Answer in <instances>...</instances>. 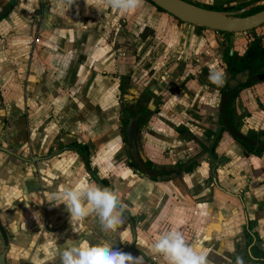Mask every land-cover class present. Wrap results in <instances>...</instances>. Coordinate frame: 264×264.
<instances>
[{
  "label": "crops",
  "instance_id": "0c3cea01",
  "mask_svg": "<svg viewBox=\"0 0 264 264\" xmlns=\"http://www.w3.org/2000/svg\"><path fill=\"white\" fill-rule=\"evenodd\" d=\"M43 5L47 11L34 22ZM147 5L144 1L138 9L121 13L107 0H20L9 17L12 22L0 24V101L6 121L0 143L6 136L7 148L27 160L46 158L27 163L0 152V219L10 238L6 264H62L68 248L115 245L119 239L129 242L126 253L136 245L137 252L166 264L152 246L171 230H179L187 244L203 251L209 264H244V253L258 264L252 247L264 251V153L247 155L238 141L220 132L218 162L204 157L197 170L170 181H154L128 166L117 114V80L109 76L115 74L116 58L108 37L123 23L145 25L148 12L151 19L173 22ZM183 29L193 27L174 22L162 37L182 40ZM31 34L41 38L39 45L32 46ZM188 34L193 42L207 36V49L217 52L216 44L224 49L221 36L212 41L207 32ZM213 67L207 65L209 73ZM180 83L163 82L173 93L142 127L143 154L157 167L174 166L202 150L177 132L179 126L195 123L187 127L204 144L206 131L219 129L215 84L207 79L204 100L202 89L193 98ZM251 90L231 105L232 117L236 122L242 118L240 131L246 135L264 133V116L251 114L258 110ZM75 143L90 147L92 167L135 220V243L125 219L116 232H105L91 209L83 219L71 221L62 201L53 206L65 189L98 186L79 154L64 151ZM249 222L259 237L252 244L244 233ZM3 250L0 234V254ZM143 264H148L144 257Z\"/></svg>",
  "mask_w": 264,
  "mask_h": 264
},
{
  "label": "rangeland",
  "instance_id": "374dc122",
  "mask_svg": "<svg viewBox=\"0 0 264 264\" xmlns=\"http://www.w3.org/2000/svg\"><path fill=\"white\" fill-rule=\"evenodd\" d=\"M188 1L201 6H222L233 9L232 11L238 15V13L241 12L238 10V7H244L245 5L251 4L254 0ZM19 2L20 0H18L15 5L17 6ZM262 5H264V1L255 5H251L242 11H248L253 7ZM147 6L153 9L150 3H148ZM13 13L14 9L11 11L12 16ZM150 15L151 13L148 12L145 25L143 22H141L142 24H137L134 21H130V24L123 23L121 27L117 26L115 32H109L108 43L114 50L116 58V66L114 71L115 74H109V76L112 75L113 78L118 81L120 76L130 75L135 90L139 92L156 90L158 92L157 96L160 98L159 103L163 99L167 100L171 93H173L172 87L169 89V87H166L163 84V82L166 80L173 82L174 85L181 82L180 84L182 89H184V93L190 94L193 98H195L197 95H200L197 91L202 89V91H204L202 98L205 100L207 98V76L205 75V71H207V65L214 64L213 69H218L225 72L222 59L224 50L226 49L222 50V47L217 44V52H215V49H207V36H201L200 42L198 40L193 42L188 32H196L197 35H199L198 32H207V34H210L212 41H215L217 36L219 37L220 35L214 31L183 29L179 31L185 32L183 34L182 40L174 37H169L166 39V36H164V38L162 36L170 27L173 26L174 22L160 18L156 19L155 17L151 19ZM3 22H12V19L8 18ZM146 25H151L155 29H148L149 27ZM252 36L253 34H240L227 38L230 53L243 54L249 39H251ZM254 36L264 37V26L257 29L254 33ZM33 37L34 36L31 34L30 38L33 39ZM208 91H210V88H208ZM217 91L218 92L216 94L218 99L221 100V92L219 90ZM210 93L213 92L210 91ZM251 93L258 100L256 108L258 110L254 112L252 109L251 114L260 113L262 116H264V83L254 86L251 90ZM117 97L120 101L122 97L120 90L117 93ZM239 98L241 97L239 96ZM117 110H119L120 113V104H118V101ZM262 116L258 115L260 118H262ZM187 125L190 127H196L195 123H188ZM260 132L262 133V131ZM6 141L7 137L4 136L0 144H5L4 147H7ZM190 157L191 156L187 154L186 158L184 159L185 162L190 159ZM128 240L130 241V238ZM111 246L113 248H119L121 251L125 252L129 247V242L119 239L115 245ZM242 256L244 264H256L250 260L246 253H244ZM231 264L238 263H235L234 261V263L232 262Z\"/></svg>",
  "mask_w": 264,
  "mask_h": 264
},
{
  "label": "clouds",
  "instance_id": "9594fccd",
  "mask_svg": "<svg viewBox=\"0 0 264 264\" xmlns=\"http://www.w3.org/2000/svg\"><path fill=\"white\" fill-rule=\"evenodd\" d=\"M107 3L113 10L124 13L138 9L144 0H107ZM209 80L221 87L225 83V74L221 70L211 69ZM55 199L57 203L53 206L58 207L62 201L70 213L71 221L77 217L83 219L91 209L105 232H116L124 223V209L120 205L119 195L107 188L96 185L68 188L58 193ZM152 247L166 264H209L205 253L187 244L179 230L163 233ZM61 259L62 264H143V257L113 248L107 242L90 247L68 248L62 252Z\"/></svg>",
  "mask_w": 264,
  "mask_h": 264
},
{
  "label": "water",
  "instance_id": "95a60500",
  "mask_svg": "<svg viewBox=\"0 0 264 264\" xmlns=\"http://www.w3.org/2000/svg\"><path fill=\"white\" fill-rule=\"evenodd\" d=\"M17 0H0V19L4 18L13 10V6ZM150 3L154 4L158 8L162 9L166 13L172 15L176 19L180 20L185 24H190L196 27H201L205 29H209L215 32L228 33V34H237V33H246L248 31L260 28L264 25V10L249 16V17H241L239 15H243L245 11L239 12L238 15L234 13H222L217 11L208 10L205 8L198 7L194 4H191L185 0H148ZM250 73L249 71L242 72L235 77L231 78L222 95V101L220 104V115L223 121V125L227 132L237 141L246 144L252 148H261L264 150V144H260L255 140L249 138L246 134L237 131L233 128L227 118V105L230 99L236 94L240 93L243 90V87L247 85L249 82ZM264 79V74L262 75ZM149 110H154L153 105L148 107ZM4 111H2V116H0V134L1 131L5 127L4 122ZM141 118V114L130 119L128 126L126 128V146L129 151L133 161L138 166V173L146 176L147 178H157L158 180H162L159 176V167L148 168L146 166L147 158L143 154V151L138 144L140 129H139V120ZM3 152L18 157L27 162H35L39 161V157H35L32 160H27L14 152L0 148ZM199 157L193 159V161H197ZM174 168H167V171H172ZM87 170L89 174L96 180L98 185L101 188H107L102 180L98 177V175L91 169L90 166L87 165ZM175 177V174L172 175V178ZM170 177L164 176L163 179H167ZM108 189V188H107ZM124 217L128 220V222L132 225L133 230V240H136V230L133 223V219L128 215V213L124 210ZM0 234L2 235L4 242V250L0 254V264H6V256L8 253L9 247V238L6 230L4 229L1 221H0Z\"/></svg>",
  "mask_w": 264,
  "mask_h": 264
},
{
  "label": "flooded vegetation",
  "instance_id": "af4514ba",
  "mask_svg": "<svg viewBox=\"0 0 264 264\" xmlns=\"http://www.w3.org/2000/svg\"><path fill=\"white\" fill-rule=\"evenodd\" d=\"M144 1H146V0H144ZM185 1H187V2H189V3H191V4H194V5H196V6H198V7H201V8H204V7H213V8H215V7H222V6H201V5H198V4H196V3H193V2H191V1H188V0H185ZM255 1V0H254ZM253 1V3H251V5H255V4H257V3H260V2H254ZM16 2H18V0L16 1ZM16 2H15V4H16ZM146 2H148V3H150L149 1H146ZM263 2V1H262ZM14 4V6H13V9H15V7H16V5ZM153 7H155L156 8V10H158L159 12H161V13H164V14H166V15H168V16H170L171 18H172V20H173V22H177V23H179V24H181V25H187V26H192L193 27V29H198V30H201V31H212V30H209V29H205V28H201V27H196V26H193V25H190V24H185V23H183V22H181L180 20H178V19H176L175 17H173L172 15H170V14H168V13H166L165 11L164 12H162V11H160L159 9H158V7L157 6H155L154 4H152V3H150ZM251 5H249V6H251ZM249 6H247V5H245L244 7H238V10L239 11H241V12H243L242 10H244L245 8H247V7H249ZM256 7H258V6H256ZM256 7H253V8H256ZM222 8H224V9H226V10H228L227 12H222V13H234L232 10L233 9H229V8H225V7H222ZM253 8H251V9H253ZM206 9V8H205ZM250 9V10H251ZM46 10V6H42L37 12H36V14H35V17L33 18V20H34V22H39V21H41V19L43 18V16H44V11ZM162 10V9H161ZM250 10H248V11H250ZM47 11V10H46ZM238 11V12H239ZM248 11H245V13L243 14V15H239V16H241V17H249V16H244ZM235 14V13H234ZM10 15H11V12L9 13V14H7V16H5L4 18H2V19H0V23H2L4 20H6V19H8L9 17H10ZM250 16H252V15H250ZM264 26V25H263ZM263 26H261V27H263ZM260 27V28H261ZM148 29H150V28H148ZM257 29H259V28H257ZM257 29H254V30H251V31H248V32H246V33H237V34H230V35H225L226 33H221V32H216L218 35H220L221 37H223V39H222V45L224 46V49H226V50H224V53H223V59H222V61H223V63H224V68H225V70H226V73H225V83L223 84V86H221V87H218V86H214L215 87V89H217V90H219L220 92H221V95H223V92H224V89H225V87H226V85H227V83H228V81L231 79V78H233V77H235L236 75H238V74H236V75H233L232 73H230L229 72V69H228V64H227V60H226V57H227V55H229V56H231V55H239V56H242L245 52H246V50L248 49V47H249V45L251 44V42L253 41V39L255 38V37H257V36H254V34L253 33H250V32H256V30ZM152 31V30H151ZM215 32V31H214ZM202 32H198V34H201ZM228 34V33H227ZM240 34H249V35H252L253 34V36H252V38L251 39H249V42H248V44H247V47H246V49H245V51H244V53L243 54H234V53H230V50H229V44H228V40H227V38H229V37H231V36H233V35H240ZM146 37V36H145ZM144 37V38H145ZM263 39H264V37H263ZM41 43V38L39 37V36H34L33 37V41H32V46H36V45H39ZM226 47V48H225ZM246 71H249V70H246ZM245 72V71H244ZM242 73V72H241ZM249 73H250V78H249V81H250V79H251V72L249 71ZM240 74V73H239ZM264 74V73H263ZM262 74V75H263ZM205 75L207 76V79H209V72H208V70L207 71H205ZM118 78V77H117ZM119 80L117 81L118 83H117V92L120 90L121 91V94H122V97H121V100L119 101V99H118V97H117V101H118V104H120V113H119V110H117V114H118V118H119V123H120V126H121V134H122V137H123V141H124V145H125V150H126V153H127V156H128V161L129 162H132L133 161V159H132V157H131V155H130V153H129V151L127 150V146H126V128H127V126H128V123H129V121H130V119H132L133 117H135V116H137L138 114H141V118H140V120H139V129H140V134H139V139H138V144L140 145V147H141V143H140V137H141V131H142V127L144 126V125H146V123H148L149 122V120H151V118L157 113V110H156V108L160 105V103H159V101H160V98H158V96L156 95V93L152 90H150V91H144V92H139V91H137V90H135V88H134V86H133V83H132V81H131V78H130V76H128V75H126V76H120L119 78H118ZM210 81V80H209ZM249 83V82H248ZM247 83V84H248ZM264 83V82H263ZM257 85H259V84H257ZM256 86V85H255ZM254 87V86H253ZM253 87H251V88H253ZM251 88H248V89H251ZM246 89H243L240 93H238V94H236L235 96H236V98L235 99H233L235 96H233L231 99H230V101L229 102H231V105H232V103L237 99V98H239V96L241 95V93L242 92H244ZM149 94H151V95H149ZM1 99V98H0ZM145 99H147L146 101H147V103H145L144 104V106H145V108H146V111L145 112H141L140 111V107H141V102L143 101V100H145ZM116 101V102H117ZM221 101H222V96H221V100H220V104H221ZM220 104H219V129L218 130H216V131H214V130H211L210 129V131H212L213 133H214V135H212L211 136V138H209V137H207L206 139V143L204 144V143H201V142H199L198 140H197V138L196 137H194L193 136V134L190 132V130H189V128L187 127V125H181V126H179L178 128H177V132L179 133V130L180 129H184V130H186V134H181V133H179L181 136H183L184 138H185V140L187 141V142H191V141H194L195 143H197L199 146H200V148L202 149L199 153H197V154H195L194 156H192L190 159H188L186 162L184 161V162H179V163H177L176 165H174V166H168V167H159L160 168V171L158 172L159 173V176L160 177H162L161 179H162V181H170V180H172V179H175V178H177V177H179V176H181L183 173L184 174H188V173H186L185 172V169L188 167V166H190V165H192L193 163H195V162H197V163H199L200 162V160L201 159H203L204 157H211V159H213L215 162H218V155H217V152H216V150H217V147H218V142H219V140H220V135H218L220 132L221 133H223V132H227V130L225 129V127H224V125H223V121H222V118H221V115H220ZM229 104V103H228ZM153 105V108H154V110H149L148 109V107L149 106H152ZM228 106V105H227ZM2 111H4V107L2 106V102L0 101V112H1V115L0 116H2ZM5 112V111H4ZM226 112H227V109H226ZM263 112V111H262ZM264 113V112H263ZM152 116V117H151ZM124 117H127L128 119H127V123H126V120L124 119ZM151 117V118H150ZM228 118V117H227ZM236 118V117H235ZM235 118L234 117H232V119H233V122H234V125H236V127L238 128V129H236L231 123V125L233 126V128L234 129H236L237 131H240V125H241V123H242V118H241V120L239 121V122H236L235 121ZM229 120V119H228ZM4 122H5V124H6V121H5V118H4ZM230 122V121H229ZM6 126V125H5ZM5 128V127H4ZM225 129V130H224ZM4 130V129H3ZM208 131V130H207ZM207 131H206V135H207ZM241 132V131H240ZM228 133V132H227ZM243 133V132H242ZM261 133V132H260ZM263 133V132H262ZM229 134V133H228ZM245 134V133H244ZM230 135V134H229ZM231 136V135H230ZM247 136H248V134H247ZM232 137V136H231ZM249 137V136H248ZM233 138V137H232ZM250 138V137H249ZM234 139V138H233ZM237 141V140H236ZM263 141V140H262ZM239 142V141H238ZM257 142V141H256ZM215 143H217L216 144V150H215V152H216V155H217V159H214L213 158V156H212V154H211V148L213 147V145L215 144ZM241 145L243 144V143H241V142H239ZM79 144V143H78ZM201 144H203V145H205L206 147H207V151H204L203 150V148L201 147ZM83 145H86V146H88L87 144H83ZM244 145H246V144H244ZM243 146V145H242ZM89 147V146H88ZM0 148H5V149H8V150H10V151H12V152H14L13 151V148L11 147V146H8V148L7 147H4L2 144H0ZM252 148V147H251ZM89 149H90V147H89ZM142 149V148H141ZM64 151H74L73 149H72V146H71V148H67V149H65ZM246 151V150H245ZM0 152H3L2 150H0ZM90 152H91V150H90ZM3 153H5V152H3ZM15 154H18V153H16V152H14ZM7 154V153H6ZM246 154H247V152H246ZM19 156H21V157H23V158H25L24 156H22V155H20V154H18ZM53 155V154H52ZM247 155H249V154H247ZM253 155V154H252ZM10 156H12V155H10ZM80 156V155H79ZM129 156L131 157V159L129 158ZM13 157H15V156H13ZM35 157H38V156H35ZM35 157H32V158H30V159H28V160H32L33 158H35ZM81 157V156H80ZM196 157H199L198 158V160L197 161H193L192 163H190L189 164V162H191L193 159H195ZM15 158H17V159H19V160H21V161H23V162H27V161H24V160H22V159H20V158H18V157H15ZM40 158V157H39ZM82 158V157H81ZM26 159V158H25ZM45 159L46 158H40V160L39 161H35V162H40V161H45ZM82 160H83V158H82ZM90 160H91V156H90ZM148 161V160H147ZM34 162V161H33ZM33 162H27V163H33ZM84 162V161H83ZM134 162V161H133ZM135 163V162H134ZM147 163V162H146ZM129 164V163H128ZM182 165V167L181 168H178V165ZM86 165V164H85ZM88 166H90L91 167V169L98 175V177L100 178V176H99V174L97 173V171L92 167V164H90V165H88ZM129 166V165H128ZM130 167V166H129ZM153 167H157V166H153ZM152 167V168H153ZM170 167H172V168H174L172 171H167V168H170ZM199 167V166H198ZM197 167V168H198ZM86 168H87V165H86ZM132 168V167H131ZM149 168V167H148ZM134 169V168H133ZM180 169H181V173L180 174H178V173H176L177 171H180ZM195 170H197V169H195ZM195 170H193V171H195ZM88 171V170H87ZM137 172H138V170H136ZM192 171V172H193ZM191 173V172H190ZM175 174V177H173L172 178V175H174ZM91 175V174H90ZM164 176H167V177H170V178H167V179H163V177ZM101 179V178H100ZM95 180V179H94ZM102 180V182H103V179H101ZM96 181V180H95ZM108 182V181H107ZM98 184V183H97ZM109 184V183H108ZM99 186V185H98ZM106 186V185H105ZM100 187V186H99ZM107 187V186H106ZM108 189H109V186L107 187ZM124 209V208H123ZM125 210V209H124ZM126 211V210H125ZM127 212V211H126ZM128 213V212H127ZM129 215V214H128ZM130 216V215H129ZM131 217V216H130ZM132 218V217H131ZM124 219L125 220H127L125 217H124ZM133 219V218H132ZM0 221H1V219H0ZM127 222H128V220H127ZM2 223V222H1ZM129 223V222H128ZM133 223H134V226H135V230H136V222H135V220L133 219ZM130 224V223H129ZM253 224L254 223H251V222H249V226H248V228H246L245 230H244V233H245V237L247 238V236H246V233L247 232H250L252 235H253ZM3 225V224H2ZM130 226H131V228H132V225L130 224ZM4 227V226H3ZM4 229L6 230V232H7V235H8V238H9V234H8V231H7V229L4 227ZM2 236V235H1ZM132 236H133V230H132ZM136 236H137V231H136ZM136 240H137V237H136ZM136 240L134 241L133 240V243H135L136 242ZM247 240H248V242L250 241V239H248L247 238ZM9 245H10V238H9ZM254 245H256V244H254ZM253 245V246H254ZM136 245H131V248H130V252L131 253H136V254H141V253H139V252H137L136 251ZM142 255V254H141ZM144 258H145V260L147 261V263H151V264H156L153 260H151V259H149V258H147L146 256H144V255H142ZM259 264V263H258Z\"/></svg>",
  "mask_w": 264,
  "mask_h": 264
},
{
  "label": "trees",
  "instance_id": "16d2710c",
  "mask_svg": "<svg viewBox=\"0 0 264 264\" xmlns=\"http://www.w3.org/2000/svg\"><path fill=\"white\" fill-rule=\"evenodd\" d=\"M148 1V0H146ZM264 0H255L254 2H262ZM251 4H248L247 6H249ZM208 10H212V11H217V12H227L228 10L222 8V7H204ZM160 11L164 12L163 10H161L160 8H158ZM264 10V5L262 6H258L256 8L251 9L250 11H248L244 16H250V15H254L260 11ZM250 33H255V32H250ZM225 35H230V34H225ZM227 60V64H228V69L229 72L232 73L233 75L239 74L241 72H244L246 70H249L251 72V79L249 81V83L247 85H245L243 87V89H248L251 88L257 84H261L264 82V79L262 78V74L264 73V39L263 37H255L253 39V41L251 42V44L249 45L248 49L246 50V52L242 55H227L226 57ZM151 95V94H149ZM236 96L233 98L235 99ZM147 99L143 100L141 102V107H140V111L141 112H145L146 108L144 106L145 103H147L146 101ZM227 117L230 121V123L236 128V125H234L233 119H232V112H231V102H229L228 106H227ZM124 119L126 120L127 123V117H124ZM225 130V129H224ZM179 133L181 134H186V130H184L183 128L179 130ZM214 135V133L210 130L207 131V137L211 138V136ZM248 136L259 142L260 144H264V141H262V138L264 137V133H256V132H249ZM216 144L215 143L213 145V147L211 148V154L213 156L214 159H217V155H216ZM243 147L245 148L247 154H253L255 156H261L264 153V150L261 148H251L248 145H244L242 144ZM201 147L203 148L204 151H207V147L203 144H201ZM72 149L77 152L82 158L83 161L86 165H90L91 164V160H90V156H91V152L88 146L83 145V144H78L75 143L72 145ZM129 158L131 159V157L129 156ZM129 166L134 168L135 170H138V166L136 163L132 162H128ZM146 166L149 168H152L154 166V164L150 161H147ZM199 166V163L195 162L192 165L188 166L185 169L186 173H190L193 170L197 169V167ZM182 165H178V168H181ZM176 173L180 174L181 173V169L180 171H177ZM154 181H157V178H151ZM103 183L108 187L109 184L106 180H103ZM253 233V232H252ZM246 236L248 239H250V244L253 243V239L255 238L257 241H259V237L257 235V233H253V235L250 232L246 233ZM252 254L254 256V258L256 259L257 263L259 264H264V251H262L261 249H259V247L257 245H254L252 247Z\"/></svg>",
  "mask_w": 264,
  "mask_h": 264
}]
</instances>
